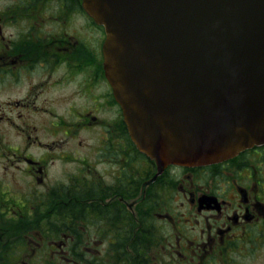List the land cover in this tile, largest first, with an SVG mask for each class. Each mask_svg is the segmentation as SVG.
Returning a JSON list of instances; mask_svg holds the SVG:
<instances>
[{
    "label": "flooded vegetation",
    "instance_id": "1",
    "mask_svg": "<svg viewBox=\"0 0 264 264\" xmlns=\"http://www.w3.org/2000/svg\"><path fill=\"white\" fill-rule=\"evenodd\" d=\"M85 0H0V264H264V144L159 171Z\"/></svg>",
    "mask_w": 264,
    "mask_h": 264
},
{
    "label": "water",
    "instance_id": "2",
    "mask_svg": "<svg viewBox=\"0 0 264 264\" xmlns=\"http://www.w3.org/2000/svg\"><path fill=\"white\" fill-rule=\"evenodd\" d=\"M129 133L159 171L264 144V0H85Z\"/></svg>",
    "mask_w": 264,
    "mask_h": 264
}]
</instances>
